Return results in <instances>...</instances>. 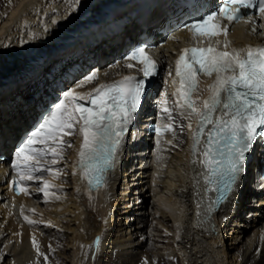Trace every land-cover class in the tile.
Masks as SVG:
<instances>
[{
  "label": "bare ground",
  "instance_id": "6f19581e",
  "mask_svg": "<svg viewBox=\"0 0 264 264\" xmlns=\"http://www.w3.org/2000/svg\"><path fill=\"white\" fill-rule=\"evenodd\" d=\"M168 3L7 0L0 9V155L9 153L50 91L93 93L122 78L124 71L135 72L136 64L128 68L131 62L110 64L109 58L124 47L126 38L136 37L141 21L149 26L163 18L162 8ZM182 36V31L177 32L172 36L176 41H166L155 53L162 62L158 82L164 86L154 94L155 113L174 131L150 144L143 123L151 107L144 105L102 186L90 189L82 178L79 125L73 135L62 137V158L55 164L53 156L43 158L41 167L51 171L34 172L37 178L22 180L27 191L19 196L11 190L13 161H0V264H41L33 238L44 264H63L60 252L65 247L69 257L63 258L69 264H264V185L250 167L258 158L256 147L218 208L210 205L199 153L192 163L188 125L194 129L197 121L180 115L183 110L173 95L176 60L186 45ZM234 39L246 42L240 35ZM92 73L96 79L86 82ZM206 81L193 94L201 109L209 95ZM49 145L39 148L47 150ZM17 164L20 170L14 169L21 177L23 160ZM45 181L47 196L41 191ZM230 250H236L237 256L231 258Z\"/></svg>",
  "mask_w": 264,
  "mask_h": 264
},
{
  "label": "snow or ice",
  "instance_id": "6c2138e0",
  "mask_svg": "<svg viewBox=\"0 0 264 264\" xmlns=\"http://www.w3.org/2000/svg\"><path fill=\"white\" fill-rule=\"evenodd\" d=\"M257 3L260 15L264 16V0H225L218 12L186 23L185 29L197 38L207 37L211 40L223 36L224 48L221 50L211 43L207 47L185 48L176 60L175 74L179 78L173 81L178 84L173 93L177 97L176 106L183 110L181 116L188 119L194 117L197 121L195 129H192L191 123L188 125L192 130V163L197 162L198 153L203 156L200 163L206 169L204 180L208 184L222 185L218 189L221 198H224L223 193L234 189L244 171L245 154L253 148V142L257 137H264V46L229 48L228 28L214 21L221 16L229 23L244 19L241 10L255 8ZM231 5L236 6L235 12ZM247 20L251 22L252 17H247ZM219 43L216 40V44ZM127 60L138 61L143 66L140 71L144 77L155 74L156 62L146 53L145 48L135 49ZM127 67L133 68L134 65L128 63ZM199 74L214 76L213 82L208 85L209 95L201 102L202 109L196 106L193 99L199 86ZM94 79L96 74L92 73L86 77V82L90 83ZM143 88V80L125 76L119 82L99 86L93 93L77 94L74 90L65 92V99L55 106V110L17 150L16 156L23 160L24 165L20 171L21 180L37 178L34 172L51 171L50 168H42L40 161L51 155L54 157L52 163L55 164L57 158H62L65 143L62 137L73 135L76 125H79L82 143L78 163L82 178L87 179L89 185H100L105 172L114 164L124 127L139 106ZM85 100L92 107L79 103ZM163 111L168 113L171 120L170 110L165 107ZM155 130L158 134L162 131L159 127ZM163 131L173 132V125H165ZM37 143L49 147L47 150L33 147ZM13 167L20 170L19 164ZM48 187L45 181L41 189L45 196L48 195ZM18 190L27 191L19 186ZM24 219L29 224L34 223L27 216ZM33 247L39 251L35 238Z\"/></svg>",
  "mask_w": 264,
  "mask_h": 264
},
{
  "label": "rangeland",
  "instance_id": "374dc122",
  "mask_svg": "<svg viewBox=\"0 0 264 264\" xmlns=\"http://www.w3.org/2000/svg\"><path fill=\"white\" fill-rule=\"evenodd\" d=\"M7 2V0H3L2 1V3H1V6L2 5H4L5 3ZM1 6H0V9H1ZM3 83H1L0 84V87H2L1 85H2ZM161 244L162 245H165L166 243L165 242H161ZM64 246V245H63ZM141 249V248H140ZM139 249V250H140ZM69 249H67L66 247L60 252V254L62 255V257H61V261L63 260V264H69L68 263V261L66 260V259H64L63 257H65V258H68L69 257ZM150 252H152V249L150 250ZM235 252H236V250H230V252H229V254H230V256H231V258H234V257H236L237 256V253L235 254ZM37 254V255H36ZM35 255H36V260L38 259V260H40V262H42L41 264H44V260H43V254H42V252L41 251H37L36 250V253H35ZM141 255V254H140ZM149 258L151 259V258H153V255H152V253L149 255ZM2 261V257H0V262ZM37 264H39V263H37ZM160 264H166L165 262H163V263H160ZM262 264V263H261Z\"/></svg>",
  "mask_w": 264,
  "mask_h": 264
}]
</instances>
